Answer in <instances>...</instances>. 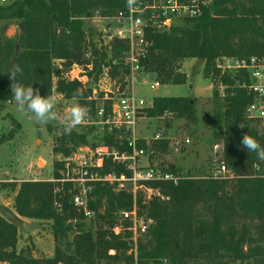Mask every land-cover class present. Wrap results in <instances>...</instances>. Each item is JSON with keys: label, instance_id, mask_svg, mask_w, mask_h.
Returning a JSON list of instances; mask_svg holds the SVG:
<instances>
[{"label": "trees", "instance_id": "obj_1", "mask_svg": "<svg viewBox=\"0 0 264 264\" xmlns=\"http://www.w3.org/2000/svg\"><path fill=\"white\" fill-rule=\"evenodd\" d=\"M98 8L112 12L125 8L123 0H12L0 4V23L13 24L18 30L6 37L0 29V103L14 102L8 70L12 65L23 69L17 80L39 89L42 96L58 93L66 99L90 107L96 116L99 102L89 100L91 89L83 88L77 80L64 78L65 71L74 65H91L89 75L98 80L107 74L122 82L128 74L123 64L127 44L113 39L108 46L98 47L91 27L83 20ZM147 36L151 46L142 59L146 72L155 75L160 84H184L187 74L182 72L185 59L204 61V74L214 86L225 88L227 104L225 127L222 133V161L235 178H214L210 174L183 173L176 165H159L164 171L180 177L177 182L160 181L152 185L160 189L163 198L144 202L139 193L140 212L154 221L153 226L137 244V264H264V161L256 153L247 151L240 143L244 134L252 135L264 147V127L245 117L246 107L254 95L238 82L244 73H222L216 67L220 57L264 59V0H210L202 14L180 19L165 30L150 28ZM90 52V57H87ZM56 61H59L57 64ZM239 80V81H238ZM124 86H122V89ZM79 91L80 95L74 93ZM218 97V91H214ZM106 112L110 100L100 93ZM171 113L187 123L196 124L195 102L183 96L155 97L152 105L141 115L160 118ZM140 116V114H139ZM219 119V117H218ZM94 124L70 134L63 130L59 146L54 150L64 157L78 147L110 145L127 151V138L119 130L101 132ZM97 134L92 137V134ZM13 131L9 133L13 137ZM93 139V141H91ZM1 142V139H0ZM170 141H153L152 147L162 157ZM139 145L145 140L139 139ZM63 164L54 163L55 178L60 179ZM255 165H259L258 172ZM103 173L130 176V171L111 159H105ZM15 188V184H11ZM76 189L70 183L52 181L22 182L14 197L16 214L52 221L55 241L52 257L37 258L31 248L17 250L18 228L0 215V262L9 264H116L135 263L129 250L133 245L130 233L116 236L111 228L119 222V212L131 209L134 197L117 183H97L89 194V208L94 212L88 220L73 205ZM89 222V227L86 228ZM247 223L257 229L249 233ZM124 224H126L124 222ZM72 234V238H69ZM115 250L110 256L109 250Z\"/></svg>", "mask_w": 264, "mask_h": 264}, {"label": "rangeland", "instance_id": "obj_2", "mask_svg": "<svg viewBox=\"0 0 264 264\" xmlns=\"http://www.w3.org/2000/svg\"><path fill=\"white\" fill-rule=\"evenodd\" d=\"M116 9L114 8L112 12H106L105 9L98 8L96 10L98 15L95 11L96 13L94 12L90 17L83 18L91 27L93 39L98 47L104 46V43L105 46L109 45V40L100 31H103L108 24V17ZM174 23L178 24L179 20L174 21ZM0 29L6 37L14 35L18 30L17 26L4 22L0 23ZM90 55L88 52L87 57L89 58ZM56 63L58 64L59 61ZM90 69L91 65L88 68L83 65H74L70 70L65 71L64 78L71 81L77 80L83 88L91 89L92 93L88 99L97 100L98 106L104 104L102 98H99L100 93L103 94L104 98L107 90L116 94L118 88L122 89V86L125 88L127 82L131 80L125 76L121 85H119L120 82H116V79H109L104 75L96 80L94 75H89ZM180 70L187 74L184 84H160L159 88L151 89L150 85L156 78L155 75L149 74L148 78L146 75H142V78L135 80L130 90L137 97L144 98L148 105H152L155 97L183 96L192 98L195 102L197 123H187L185 119L176 118L171 113L164 114L160 118H150L140 113L134 129L135 136L143 139L144 137L151 138L160 131L169 137L170 144L167 153L162 157L159 155L155 157L151 161L152 164L158 166L173 164L180 168L183 173L190 172L199 176L211 172L215 174L222 161V150L215 147L219 144L223 145L222 135L217 137L216 133L221 134L225 127L224 117H226L227 110L223 92L225 87L219 84L213 85L211 78L204 74V61L199 59H185ZM146 79L148 81L144 83ZM215 90L218 91L217 98L214 96ZM53 95L57 98V105L54 109L57 112V119L46 125H41L29 118V115L19 112L15 102L0 103V215L8 221L14 222L18 228L17 250L29 247L37 258L54 255L55 241L52 234V221L17 215L14 209V197L22 182L41 180L58 183L56 181L58 178L54 176V163L57 161L63 164L59 171L60 177L63 176V159L65 157L56 152L54 148L59 146L58 142L61 141L64 130L63 121L69 114V108L72 107L75 100L66 99L58 93ZM94 120H96L95 116L90 114L89 119H85L84 123L77 129L82 130L89 127L87 122L90 123ZM257 127L261 131L264 124ZM11 131L14 134L13 137L9 138ZM96 133H100L99 130ZM95 135L97 134H92V137ZM187 138L190 139V143H185ZM175 141L180 142L179 152L173 149ZM11 184L16 185L14 189ZM60 185L63 186L62 183ZM253 224L247 223L250 234L257 231L252 227ZM88 227L89 222L86 228ZM69 238H72V234H69ZM103 263L109 264V262ZM237 264H249V262Z\"/></svg>", "mask_w": 264, "mask_h": 264}, {"label": "built area", "instance_id": "obj_3", "mask_svg": "<svg viewBox=\"0 0 264 264\" xmlns=\"http://www.w3.org/2000/svg\"><path fill=\"white\" fill-rule=\"evenodd\" d=\"M11 1L0 0V4H7ZM123 1H125V8L116 9L108 17V24L100 32L104 33L109 43L113 39H119L128 45L122 58L123 64L128 69L126 77L131 80L127 82L123 90L118 88L116 94L107 90L105 99L110 100L109 111L106 112L104 104L102 106L97 105L96 120L87 122V124H94L101 132L111 133L114 130H119L124 134H129L127 138L128 150L121 152L115 147H109L105 144L94 148L89 145L78 147L63 159V176L56 181L73 185V188L76 189L72 199L73 205L88 220L94 218V212L89 208V194L95 184L117 183V188L126 189L132 193L134 197L132 208L123 209L119 212V222L111 228V231L116 236H123L125 231L130 233L129 238L133 245L129 254L132 253L135 256L134 264H137V244L154 223L152 218L140 212L137 204L138 195L139 193L143 194V203H148L153 198H163L160 189L154 187L152 183L160 181L177 182L180 177L164 171L160 166L151 162L158 156V152L152 147L153 141L169 140V137L159 131L151 138L144 137V145L138 144L139 139L143 138L135 136L136 123L141 111L151 105H148L144 98L137 97L130 89L135 80L142 78V75H146L148 78L150 74L144 70L142 65V59L147 56L151 46V41L147 36L148 30L152 27L165 30L170 28L174 21L198 17L210 0H139V4L131 12L126 7V0ZM96 14L98 15V12ZM218 59L216 67L222 73L232 75L238 72L244 73L245 80L241 83L238 82V85L247 88L254 95V100L245 109V117L258 126L264 124V59L258 57L249 59L220 57ZM104 76L110 79L107 71ZM117 81L119 82V79ZM147 81V79L144 80V83ZM159 86L160 83L156 79L150 85L151 89H157ZM109 94L111 95L109 96ZM87 107L89 115L86 119H89L91 112L90 107ZM70 109L71 107L69 111ZM185 143H190V139H185ZM180 147V142L175 141L173 149L179 152ZM215 148H220L223 151L221 144ZM105 159H111L115 164L124 165L130 171V176L103 173ZM255 169L259 172L261 167L255 165ZM235 177V174L221 161L214 178L231 179ZM108 254L114 256L115 250H109ZM1 263L9 264L8 262Z\"/></svg>", "mask_w": 264, "mask_h": 264}, {"label": "clouds", "instance_id": "obj_4", "mask_svg": "<svg viewBox=\"0 0 264 264\" xmlns=\"http://www.w3.org/2000/svg\"><path fill=\"white\" fill-rule=\"evenodd\" d=\"M139 4V0H126V7L131 12ZM9 79L12 81L10 88L12 97L17 105L18 111L22 114L29 115V118L35 122L46 125L57 119V112L54 110L57 105V98L54 95L42 96L39 89L32 85H24L17 80V75L23 74V69L19 65H12L9 70ZM74 95L79 96L77 90ZM89 115V109L86 105L74 103L69 114L63 121V127L66 133L70 134L78 126H81ZM241 145L250 152L256 153L260 161H264V147L252 135L244 134Z\"/></svg>", "mask_w": 264, "mask_h": 264}]
</instances>
